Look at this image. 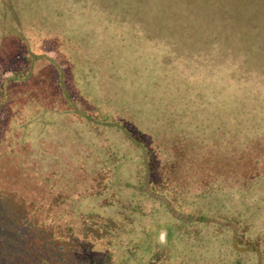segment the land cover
Returning a JSON list of instances; mask_svg holds the SVG:
<instances>
[{
    "label": "rangeland",
    "instance_id": "1",
    "mask_svg": "<svg viewBox=\"0 0 264 264\" xmlns=\"http://www.w3.org/2000/svg\"><path fill=\"white\" fill-rule=\"evenodd\" d=\"M164 18L177 26L162 27ZM181 20L191 25L182 27ZM0 97L5 200L36 186L27 176L37 169H56L78 194L89 190L81 181L79 190L70 188L80 167L84 175L86 165L89 175L105 164L113 171L114 160V184L123 176V189L137 201L140 191L159 193L151 188L149 170L169 159L166 148L195 158L201 145L207 150L237 143L249 156H262L264 0H124L120 6L117 0H0ZM145 158L140 173L136 164ZM184 160L176 168L180 174L187 172ZM181 185L162 197L172 198L179 214L191 216L197 205L204 210L198 214L204 239L188 254L205 264H264V230L251 237L250 218L233 212L235 205H252L253 218L264 227V202L240 196L264 193V175L219 193ZM123 189L112 196L106 190L103 197L111 196L117 207H101L104 213L119 218L121 205L128 208L119 200ZM152 198L147 205L156 212L152 223H159L161 239L169 227L177 228L170 219L188 226L185 216L164 213L167 201ZM8 227L0 238L10 234ZM183 242L177 244L185 248Z\"/></svg>",
    "mask_w": 264,
    "mask_h": 264
},
{
    "label": "trees",
    "instance_id": "2",
    "mask_svg": "<svg viewBox=\"0 0 264 264\" xmlns=\"http://www.w3.org/2000/svg\"><path fill=\"white\" fill-rule=\"evenodd\" d=\"M117 3L120 6L124 4V0H117ZM129 16L132 17L130 14ZM143 17L144 14H141L139 19ZM179 18L182 19L181 16ZM164 19L159 22L162 27L177 26V20ZM131 20L133 21V17ZM56 22L58 26L60 20ZM147 22H152V26H159L154 20ZM180 24L182 27H189L191 22L181 20ZM234 126L236 129L245 130L242 126ZM200 150V154L198 153L195 158H188L189 155L181 156L177 149L166 148L165 158L173 157V160H166L160 169L157 167L149 170L151 188L162 194L139 190L143 197L138 198L137 201H134L132 192L128 193L123 189L122 186L127 185L123 176L119 175L120 183L114 184L115 172L119 166L114 160L113 171L106 167L111 164H105L89 175L86 165V175H84L85 170L80 167L81 171H78L76 178L71 181L70 188L79 190L77 185L81 181L85 184L83 188L89 190L78 194L68 189V181L64 180L65 176H60L56 169L51 174L47 172L48 169L35 170L34 174L31 173L27 177H30V182L32 181L36 186L29 184L26 188L22 187L20 194H12L6 200L0 195V231L8 226L10 231L9 235L0 238V264H185L184 261L187 264H205L202 261L205 258L188 254L189 248L199 245L204 239L202 236L205 235L204 221L201 222L198 216L200 212H204L203 205L199 208L197 205L191 216L179 214L170 205L172 198L164 196L163 198L162 195L164 193L170 195L171 191L179 192L180 184L183 190L212 189L214 191L216 189L219 190L218 193L237 182H247L252 185L264 175V144L260 148L262 156L257 154L249 156L246 149L237 143L232 146L223 144V148L213 146L207 150L201 145ZM116 155L117 152L113 158L116 159ZM181 158L185 159L184 169H187L184 174L176 170L178 165H181L179 162ZM121 159L123 160V157ZM145 164L146 158L142 159L140 164H136L140 173ZM22 172L26 174V171ZM190 173H194L195 177ZM21 179L23 178L19 180ZM166 187H168L167 192L164 191ZM109 188L112 189L111 196L116 195L113 190L123 189L124 199L119 197V200L120 202L124 200L123 204L127 202L129 205L128 208L121 205L119 218L104 213L101 209V207L107 208V205L110 208L117 207L113 204L114 199H111V196L103 197ZM145 188L151 189L149 186ZM12 189L8 188V190ZM151 194L156 201L158 199L160 202L167 201L169 209H164L166 215L169 213L183 215L187 219L188 226L184 227L183 224L180 225L179 220L175 223L174 219H170L169 224L172 223L177 228L171 231L169 227L168 238L164 236V239H161L159 230L156 233L159 223L155 227L152 223V216L156 212L150 211L147 205L149 200L153 201ZM240 196L242 198L251 196V199L264 202V193L251 190ZM217 208L222 209L221 206ZM253 209L252 205L233 207V212L242 211L246 218H250L251 237L261 234L264 230L255 217L253 218ZM210 219L212 218L208 217L207 221ZM221 228L222 226L218 227ZM20 229L23 231L19 232ZM152 231L154 235H149ZM170 237L174 239L167 242ZM183 237L185 248L177 244L179 238ZM181 249L183 251H180Z\"/></svg>",
    "mask_w": 264,
    "mask_h": 264
},
{
    "label": "clouds",
    "instance_id": "3",
    "mask_svg": "<svg viewBox=\"0 0 264 264\" xmlns=\"http://www.w3.org/2000/svg\"><path fill=\"white\" fill-rule=\"evenodd\" d=\"M161 242H163V241H161Z\"/></svg>",
    "mask_w": 264,
    "mask_h": 264
}]
</instances>
